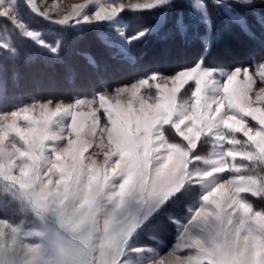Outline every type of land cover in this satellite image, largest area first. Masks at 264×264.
Segmentation results:
<instances>
[{
	"label": "snow or ice",
	"instance_id": "obj_1",
	"mask_svg": "<svg viewBox=\"0 0 264 264\" xmlns=\"http://www.w3.org/2000/svg\"><path fill=\"white\" fill-rule=\"evenodd\" d=\"M90 3L93 0L73 4L56 22L106 21L125 9H157L162 20L175 10L174 26L182 33L190 27L180 7L185 5L199 15L209 33L214 31L208 0L99 2L92 15H84ZM211 4L240 20L245 35L261 44L255 65L259 87L248 66L228 63L231 51L226 45L217 49L206 39L192 63L167 73L152 71L111 90L115 102L102 89L98 101L95 96L77 98L71 104L57 102L53 108L48 100L0 112V184L5 185L0 190V213L27 205L31 213L53 219L58 226L55 233L26 231L22 223L0 218V252L54 236V257L45 255L42 244L28 243L20 264H132L133 254L142 251L132 241L162 219L175 227L178 241L168 264H264V210H256L244 195L264 199V176L243 174L247 166L237 163L239 158L264 168V15L260 14L264 0H211ZM35 10L51 18L55 7ZM238 10L252 13L259 35ZM0 17L17 23L10 6H0ZM153 31L144 26L126 39L130 43ZM24 35L37 39L31 30ZM59 45L60 41L50 50L56 52ZM90 62L95 65L94 59ZM146 87H154L155 95L149 91L147 99L141 98ZM182 90L186 95L178 102ZM125 94L126 107L119 99ZM137 100L138 109L133 107ZM84 107L87 113L79 110ZM101 110L107 121L103 126ZM62 116L70 117L67 136L64 129L51 127ZM86 119L91 121L87 132ZM89 133L99 142L85 139ZM46 141L53 143L49 146ZM204 143L211 144L207 154L200 151ZM89 149H100L102 160ZM147 264L163 262L154 254Z\"/></svg>",
	"mask_w": 264,
	"mask_h": 264
},
{
	"label": "rangeland",
	"instance_id": "obj_2",
	"mask_svg": "<svg viewBox=\"0 0 264 264\" xmlns=\"http://www.w3.org/2000/svg\"><path fill=\"white\" fill-rule=\"evenodd\" d=\"M208 1L211 4V0ZM85 2L86 0H3V4L0 6H5V5L10 6L17 23L14 24L11 21V19L8 17H0V43L7 45L6 48L0 47V60L3 61L4 57L6 56L12 57L14 59L22 52L26 54L29 53L31 55L37 54L38 56H42L44 59L50 60L52 58L51 55L55 56L58 54L60 45L56 52H52L49 46H55L58 41H60L61 44L65 32L74 31L76 35H81L83 30H85L86 28L87 29L93 28L94 30H96V36L99 39V41L104 45L106 50L115 59L119 61L126 60V61L134 62L133 56L130 53V45L131 43L135 41H141L144 38H141L139 40H133L129 43L126 39L129 33H134L135 31L140 30L144 26L150 25L153 27L154 31L153 33L147 35V37L152 38L162 30L163 26L166 23V20L169 18L171 13L170 12L167 17L161 20L160 11L155 9V11L158 12L157 19L149 24L143 23L142 26L138 27L136 30H133L132 32H130V28L133 27H130L123 17L127 18L142 12L147 13L150 11L132 12L128 9H125L123 12L119 13L116 17H114L111 20L99 21V22L94 21L90 24H84V23L76 24L75 21H70L69 24L62 25L56 22V20L63 18L71 11V6L73 4L85 3ZM99 2L116 3L119 2V0H93V3H90L88 5V7L84 10L83 14L92 15V13L96 10V7ZM125 2H135V0H125ZM54 7H55V11H53L51 18H47L35 10L37 8H40L41 10H45V9L52 10ZM180 7H183L184 9L185 23L190 25V27L186 31L180 33L183 36L185 35V37H187L191 29L196 31L197 34L203 28L205 30V34L201 37V41L203 42V44L206 42V39L211 40L213 42L215 38L214 37L215 31L209 33L206 30L203 23L201 22L199 15L195 13L193 9L185 5H182ZM186 11L188 13H186ZM215 11H218V14L224 17L223 20L225 21V24L234 25L238 29H241L242 34L244 33L241 28L240 20H234L226 13L220 12V10L216 8ZM238 11L240 12V15L243 17L244 21L253 29L260 27L259 24L255 21V18L250 11H248L249 15H251L252 18L254 19L252 23L249 22V20L242 14L243 10H238ZM260 14L264 15V11H261ZM48 25H57L63 31L59 30L58 32H56V34L48 35L46 33V27H45ZM28 30H31L37 34L36 40L28 38L24 35V32ZM230 31L232 30L230 29ZM101 37L103 38V40L111 44V47L106 46V44L102 42ZM247 39L251 41L245 35V33L243 34V36L237 35V37L235 38L228 36V34L226 33V36L223 35V38L221 40L222 44L220 46V49H222L225 45L230 49L231 55L229 56L228 60H232V58H234V55L236 54H241V53L251 54V52L253 51L246 50V48L248 49L250 48V47H246L247 45H249L248 43L249 41H246ZM259 59H260V55L257 59H254V57L251 56L248 58L245 57L239 65L248 66L250 73L256 76L257 69L255 65L259 62ZM29 74L31 76H34V72ZM39 75L35 78H32V80L36 82L35 84L40 83V80H38ZM138 78L139 77L127 83H122L120 85L113 86L110 89L106 88L103 90H107L106 94L111 96L113 98V102H115L116 97L114 96V93L111 90H114L116 87L119 86L130 85ZM256 79H257V87H259L260 84H259L258 76H256ZM160 83H164V81H160ZM169 86L171 85L169 84ZM49 87L50 88L48 89L42 88V90L52 91L51 89L52 85H49ZM42 90L38 89L37 95L32 94V95L24 96L22 98H20L21 96L20 94H16L12 97H7L4 92V80L2 78V64L0 63V112L3 113L10 112L24 105L33 104V103L39 104V103L47 102L48 100L53 101V104L50 105V107L53 108L55 107V103L57 102L63 104H71L74 103L75 99L77 98L90 100L93 98V96H95L98 101V94L101 93L102 89L95 91L88 96L76 95L71 98L47 96L44 95V92ZM149 91L153 96L155 95L154 87L151 88L150 90L147 89L146 87L144 89H141L139 96L141 98L147 99ZM185 95L186 93L182 90L181 93H179L177 96L178 102H180V100ZM119 99L121 100L122 106L126 107L129 100L128 95L127 94L122 95L119 97ZM148 102L151 103L152 100H149ZM133 107L137 109L139 108L138 100L134 102ZM79 110L85 113L88 112L87 107L81 108ZM38 114H39V110L37 109V115ZM99 115L101 118L100 126H103L105 123H107L106 117L104 116L102 110L100 111ZM84 122L86 125L85 131L87 132L88 131L87 126L91 123V121L90 119H86ZM69 123H70V117L67 116L57 117L55 121L52 123L51 127L53 131H59L60 129H64L65 130L64 135L67 136L68 134L67 129ZM84 138L88 139L89 141H95L97 143L99 142L98 138L93 136L91 133H89ZM17 142L19 143L18 140ZM5 143L7 144L8 142L5 141ZM52 143L53 141H46V144L49 146H51ZM56 143L59 144L60 142L57 141ZM64 143H66V140L64 141ZM105 143H107L106 138H105ZM92 151L97 152L98 156L96 158L102 160V152L100 149H89V152ZM200 151L202 153L207 154L208 152L211 151V144L210 143L202 144L200 147ZM86 155H88V153H86ZM237 163H242L247 166L243 174L264 176V168L249 165L247 161H241L239 158H237ZM228 175H235V173H229ZM4 187L5 185L0 184V190H2ZM244 195L246 199L250 203H252V205L254 206V208H256V210H264V199L251 196L250 194H244ZM197 203H199L198 197L192 201L191 207L193 208L196 207ZM0 218H7L11 222L17 224L22 223L26 231L32 229H40L45 232L55 233L58 230V226L53 219L49 218L45 220L40 217H37L28 210L27 205H18L17 208L10 207L4 210L2 213H0ZM149 236H152L154 238H149ZM177 242L178 241L176 239L175 227L171 224L163 222L162 219H159L154 223V226L150 228L147 233H141L138 238L132 241V243L137 248L142 249V251L133 254L134 260L132 264H147L148 260L151 259L154 254H156V258L162 261L163 264H168V261L171 258V252L174 249V246L177 244ZM28 243L42 244L44 246L43 251L47 257L55 256V248H54L55 237L53 236V237H45L44 240H39V241L28 240V241H24L23 243H18L15 249L5 248L2 252H0V261L15 260L16 264H20V262L25 259L24 247Z\"/></svg>",
	"mask_w": 264,
	"mask_h": 264
},
{
	"label": "trees",
	"instance_id": "obj_3",
	"mask_svg": "<svg viewBox=\"0 0 264 264\" xmlns=\"http://www.w3.org/2000/svg\"><path fill=\"white\" fill-rule=\"evenodd\" d=\"M208 4L214 22L215 38L213 42L216 43L217 49H220L221 40L223 35L226 36V33L232 38L237 35L243 36L244 33L242 34L241 29L225 24L224 17L215 11L209 1ZM186 13L188 12L186 11ZM242 14L249 22H253L254 19L249 15L248 10H243ZM157 17L158 12L154 9L147 13L142 12L123 18L130 27H133L130 28V32H132L143 23L154 22ZM175 19L176 12L174 10L158 34L152 38L146 37L141 41L131 43L130 53L134 62L115 59L99 41L96 30L93 28H86L81 35H76L74 31L65 32L58 54L51 55L50 60L37 54L31 55L23 52L14 59L6 56L3 61L0 60L4 92L7 97L20 94V98H22L32 94L37 95L38 89H48L49 85H52V91L42 90L44 95L64 98L76 95L88 96L95 91L127 83L153 70L167 73L179 66L188 65L200 54L204 45L201 37L205 34V30L202 28L196 34V31L191 29L185 37L175 28ZM45 27L48 35L56 34L61 30L57 25ZM254 29L259 35L260 27ZM248 43L249 45L246 47L250 48H246V50L253 52L251 54H236L232 60H228L229 64L233 66L240 64L245 57L251 56L254 59L259 57L262 51L259 41H249ZM90 58L95 60V65L90 62ZM211 62H216L215 57L211 58ZM33 72L34 76H31L29 73ZM38 75L40 83L35 84L36 82L32 78Z\"/></svg>",
	"mask_w": 264,
	"mask_h": 264
}]
</instances>
